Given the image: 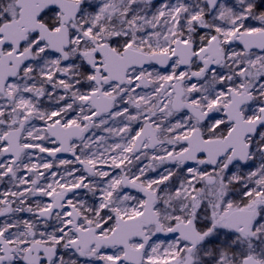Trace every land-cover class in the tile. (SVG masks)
<instances>
[{
    "label": "snow or ice",
    "instance_id": "6c2138e0",
    "mask_svg": "<svg viewBox=\"0 0 264 264\" xmlns=\"http://www.w3.org/2000/svg\"><path fill=\"white\" fill-rule=\"evenodd\" d=\"M0 264H264V0H0Z\"/></svg>",
    "mask_w": 264,
    "mask_h": 264
}]
</instances>
